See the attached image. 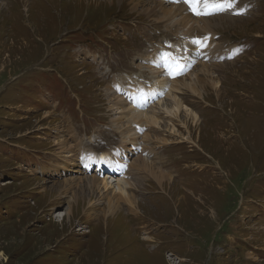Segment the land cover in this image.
Instances as JSON below:
<instances>
[{"label": "rangeland", "instance_id": "1", "mask_svg": "<svg viewBox=\"0 0 264 264\" xmlns=\"http://www.w3.org/2000/svg\"><path fill=\"white\" fill-rule=\"evenodd\" d=\"M230 2L240 14L220 11L208 38L140 0H0V264H264V0ZM191 37L204 46L185 47ZM212 44L225 51L207 66L218 87L200 64ZM161 51L186 65L173 95L197 121L165 116L172 100L156 96L145 108L158 124H140L117 155L128 177L117 169L90 204L80 179L108 169L74 162L118 150L128 122L115 87L149 86L145 57Z\"/></svg>", "mask_w": 264, "mask_h": 264}, {"label": "bare ground", "instance_id": "2", "mask_svg": "<svg viewBox=\"0 0 264 264\" xmlns=\"http://www.w3.org/2000/svg\"><path fill=\"white\" fill-rule=\"evenodd\" d=\"M167 1H168V4L170 6L165 5L163 0H140V3L145 4L147 6L146 9H150L148 12L151 15V17H154L155 19L160 21L163 19H160L159 16L161 18H165L167 16L172 17V15H173V18L168 22V25H175L178 30H180L182 28V30L184 29L186 31H189L188 35H193V32L195 30L204 29L205 32H207V34H209L208 38H210L211 35L214 33L213 26L210 25V23L215 17L222 15L221 14L222 12H227L229 14L234 12V14H237V13L241 12V10H242L241 6L240 7L237 6V7H231L230 9H226L222 12L219 11V14H217V15H214L213 13L207 15L204 13L208 12L210 9L205 6L204 2H197L195 8L196 9L199 8L200 14L198 15L197 12H195L193 9H190L188 6H186L185 1H183V0H167ZM221 3H224V2H221ZM176 4H179V5H176ZM231 10H233V11L230 12ZM172 13H174V14H172ZM247 13H248V11L245 13V15ZM179 15L182 16L183 19L186 21H187V19H189L188 17L193 18V19L190 20L189 22H187L188 24L183 25L182 24L183 22L182 23L177 22V21H175L176 19H174L175 17H177ZM194 18H197L202 23L197 24L195 22ZM190 24H192V25L190 26ZM194 38L191 37V38H188L187 40H185L184 46L189 47V48H190V46H192L195 49L204 46V42L206 40H204V39L195 40ZM230 49H232V48H230ZM190 51L192 52V50H190ZM178 53H181V51H178ZM206 54H208V55H205L204 52L201 54V57L205 56L209 59V61H207L206 63L200 62V64L202 65L201 68L203 69L202 71H204L205 74L208 75V78H209L211 85L213 87H218L219 83L216 80L217 75L214 74L211 70H208L207 66H209L208 68H210V65H212L210 60L214 54L220 56V58L221 57L223 58L225 51L222 50L221 48H216L215 44H212L211 47L206 51ZM231 55H233V54H231ZM176 56H177V54L166 52V51H161V52H155L154 54H152L148 57H145V60L148 61V63L150 64L148 66V68L151 72V76H150L151 82H150V84H148L149 86L141 83V81H136L133 85H130L131 87L129 86V88H125L119 83H118L119 85H116L115 89L118 92V95L116 96V104L115 105L117 106V104L120 102L122 97H125L122 99L123 102L122 103L120 102L121 105L119 106V110H118L119 115L118 116H120L121 119L122 118L124 119L125 117H127L126 120L128 122V125L126 126V128H127L126 133H125V135H124V133L122 134V138H123L122 143L119 146L118 150L113 152L112 156H110L109 153L99 155L98 153H93V151L90 150L91 152L87 151V155L84 157L83 160L99 161V159L102 158L101 162L96 163L95 166L101 167L102 171H106L108 169L110 163H111L112 168H115L113 166V164L117 163V158H118L117 155L119 154V151H121L123 149L124 143L126 142L127 144H131L133 146L137 145V142H136L137 135H138L137 130H138V127H140V124L146 125V126H154V125L158 124L159 118H157L158 117L157 113L149 112V109L145 108V105L148 106V104H151L152 100L156 96H159L161 93H166V96L172 100V104H173V106H170V107L166 106L165 107V109L163 110L165 116L171 117L174 114H177L180 111V109H184L186 112L185 115H187V117L192 118L193 122L197 121L195 116H192L191 114L188 113L189 112V110H187L188 108L185 105H182V103L176 98L175 94L173 95L174 92L179 91V89L185 84V83H183L181 85V82L184 81L183 77H186V74L184 76H183V74H180L178 76V75H176L177 72L174 71L175 70L174 69V66H175L174 65V61H175L174 58ZM195 56H196V53H194L190 57L187 56V54L183 55V57L186 60L192 59V60L196 61V59H198L199 57L195 58ZM236 56H237V54L235 55V57ZM220 63H222V62L220 61ZM179 64H180V66H183L184 68L186 67L185 64H183V65H181V63H179ZM172 75H174V76H172ZM187 75H189V77H190L191 73H189ZM189 79H190V81H192L193 79H200V78H196V76L194 75V76H191V78H189ZM115 82H114V84H115ZM191 87L193 89L197 90L195 87V84L191 85ZM117 98H119V100H117ZM159 103H160V101L157 100V105ZM148 140H149V138H148ZM149 164H151V163H149ZM119 165H122V164L119 163ZM139 165H141V164H139ZM117 169H119V167L116 168V170ZM142 169L147 170L149 173H151V172L154 173L157 176L160 183H161V181L164 182L163 181L164 179H162V178H165L166 176H164L165 174L162 173L163 172L162 170H161L162 172L158 171L159 169L155 170V168L153 166H150V165H147L146 167H144ZM135 172H136V169H135ZM102 174H103V172H102ZM123 175H124L123 177H126L128 175V172L126 171L125 173H123ZM134 176H135V174L132 175V177H134ZM85 177L86 178H83L82 180L80 179L79 182H81V183L78 184L77 191H80V193L85 192L88 195V202L90 203V198L93 196V193H96V192L100 193L99 195L101 197L103 194H105V192H104L105 190L101 191V188H103V187L106 188L109 183L106 179L107 176L106 177H104V176L96 177L94 175H92V176L90 175V177H87V176H85ZM118 181H122V179H118ZM70 184H72V183H70ZM117 189H119V188H117ZM130 195H131V193H130ZM115 198H117L116 195L112 193V195H110V197H109V200L110 201L115 200ZM82 199L84 201V198H82ZM124 200H125V203H128V205L131 208L135 207L134 198L132 196L124 195ZM115 207H117L116 200H115V202H109L108 203V210L105 211V214L107 215V214L111 213ZM70 214H71V209L66 210L65 216L69 217ZM64 218L65 217H63L61 220H59V222L62 223L64 221ZM56 221L58 223V220H56ZM172 262L175 263V261H172Z\"/></svg>", "mask_w": 264, "mask_h": 264}, {"label": "snow or ice", "instance_id": "3", "mask_svg": "<svg viewBox=\"0 0 264 264\" xmlns=\"http://www.w3.org/2000/svg\"><path fill=\"white\" fill-rule=\"evenodd\" d=\"M187 2L191 3L192 0H187ZM197 2H204L205 6L210 9L208 12L204 14H212L214 11H224L226 9H230L231 7H233V4L230 2V0H228V2L226 3H217L215 2V0H197ZM193 10L196 11V8H194ZM197 14L199 15L200 12L197 11ZM176 67L177 69H179V65H177Z\"/></svg>", "mask_w": 264, "mask_h": 264}]
</instances>
